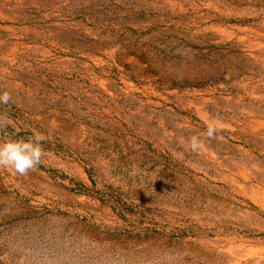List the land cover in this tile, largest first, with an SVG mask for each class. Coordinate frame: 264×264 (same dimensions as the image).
I'll list each match as a JSON object with an SVG mask.
<instances>
[{
	"label": "rangeland",
	"instance_id": "rangeland-1",
	"mask_svg": "<svg viewBox=\"0 0 264 264\" xmlns=\"http://www.w3.org/2000/svg\"><path fill=\"white\" fill-rule=\"evenodd\" d=\"M5 90L0 264H264V0H0Z\"/></svg>",
	"mask_w": 264,
	"mask_h": 264
},
{
	"label": "clouds",
	"instance_id": "clouds-1",
	"mask_svg": "<svg viewBox=\"0 0 264 264\" xmlns=\"http://www.w3.org/2000/svg\"><path fill=\"white\" fill-rule=\"evenodd\" d=\"M12 100L10 91L0 92V104L7 105ZM9 117L0 115V129L8 127ZM216 118H211L204 136L208 139L216 138L220 131ZM45 139L43 133L34 130L32 135L25 139H13L6 137L0 139V168L11 169L21 176L27 175L35 170L41 163L44 155L42 141ZM186 143L192 151H197L203 145L200 136H191Z\"/></svg>",
	"mask_w": 264,
	"mask_h": 264
}]
</instances>
